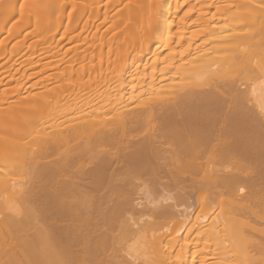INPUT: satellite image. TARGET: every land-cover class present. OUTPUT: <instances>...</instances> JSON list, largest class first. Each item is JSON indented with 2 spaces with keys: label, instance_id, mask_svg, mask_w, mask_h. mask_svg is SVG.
<instances>
[{
  "label": "bare ground",
  "instance_id": "bare-ground-1",
  "mask_svg": "<svg viewBox=\"0 0 264 264\" xmlns=\"http://www.w3.org/2000/svg\"><path fill=\"white\" fill-rule=\"evenodd\" d=\"M0 264H264V0H0Z\"/></svg>",
  "mask_w": 264,
  "mask_h": 264
},
{
  "label": "rangeland",
  "instance_id": "rangeland-1",
  "mask_svg": "<svg viewBox=\"0 0 264 264\" xmlns=\"http://www.w3.org/2000/svg\"><path fill=\"white\" fill-rule=\"evenodd\" d=\"M184 8H185V7H184ZM183 10H184V9H183ZM7 14H8V13H6L5 15H7ZM2 17H3V16H2ZM12 24H15V20H14L13 18H11V19L8 21V25H12ZM177 25L179 26L180 24H177ZM173 27H174V28L177 27L176 24H175V26H173ZM173 27H172V29H174ZM66 48H67V47H66ZM18 61H19V60H18ZM129 244H130V243H128V245H129Z\"/></svg>",
  "mask_w": 264,
  "mask_h": 264
}]
</instances>
